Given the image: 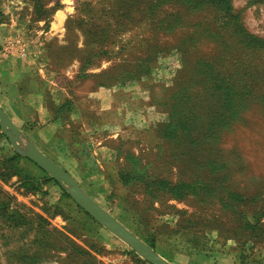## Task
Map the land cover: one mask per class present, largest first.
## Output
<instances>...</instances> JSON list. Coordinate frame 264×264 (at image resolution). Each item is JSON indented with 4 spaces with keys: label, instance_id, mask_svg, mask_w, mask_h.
<instances>
[{
    "label": "rangeland",
    "instance_id": "rangeland-1",
    "mask_svg": "<svg viewBox=\"0 0 264 264\" xmlns=\"http://www.w3.org/2000/svg\"><path fill=\"white\" fill-rule=\"evenodd\" d=\"M27 3L46 20L67 8L48 48L79 69L69 86L130 94L85 190L171 264L209 247L264 264V0ZM0 264L151 263L0 130Z\"/></svg>",
    "mask_w": 264,
    "mask_h": 264
},
{
    "label": "crops",
    "instance_id": "crops-1",
    "mask_svg": "<svg viewBox=\"0 0 264 264\" xmlns=\"http://www.w3.org/2000/svg\"><path fill=\"white\" fill-rule=\"evenodd\" d=\"M31 6L27 0H0V107L19 132L21 153L12 147L13 153L43 171L26 156L33 145L99 204L81 184L86 173L107 168L105 158L112 155L108 145L116 128L126 123L130 94L124 87L100 86L84 92L69 86L79 69L75 73L69 69L72 75L69 65L55 69L48 48L52 41L61 42L67 8H59L46 20ZM192 252L188 264H251L239 251L216 252L209 247Z\"/></svg>",
    "mask_w": 264,
    "mask_h": 264
},
{
    "label": "water",
    "instance_id": "water-1",
    "mask_svg": "<svg viewBox=\"0 0 264 264\" xmlns=\"http://www.w3.org/2000/svg\"><path fill=\"white\" fill-rule=\"evenodd\" d=\"M0 128L3 135L9 140L13 149L21 153L17 136L18 130L0 107ZM26 156L45 171L51 178L68 188L71 198L95 221L103 225L109 232L121 239L128 246L142 255L151 264H171L155 252L148 244L137 237L119 220L109 214L97 204L79 185V183L63 168L48 159L33 145L29 147Z\"/></svg>",
    "mask_w": 264,
    "mask_h": 264
},
{
    "label": "bare ground",
    "instance_id": "bare-ground-1",
    "mask_svg": "<svg viewBox=\"0 0 264 264\" xmlns=\"http://www.w3.org/2000/svg\"><path fill=\"white\" fill-rule=\"evenodd\" d=\"M60 17V16H59Z\"/></svg>",
    "mask_w": 264,
    "mask_h": 264
},
{
    "label": "trees",
    "instance_id": "trees-1",
    "mask_svg": "<svg viewBox=\"0 0 264 264\" xmlns=\"http://www.w3.org/2000/svg\"><path fill=\"white\" fill-rule=\"evenodd\" d=\"M17 157V156H16Z\"/></svg>",
    "mask_w": 264,
    "mask_h": 264
}]
</instances>
